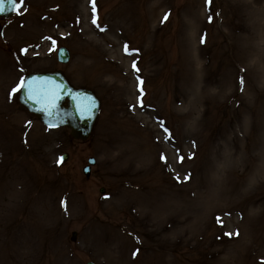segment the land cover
Segmentation results:
<instances>
[{"label":"rangeland","instance_id":"1","mask_svg":"<svg viewBox=\"0 0 264 264\" xmlns=\"http://www.w3.org/2000/svg\"><path fill=\"white\" fill-rule=\"evenodd\" d=\"M18 10L0 19V264H264V0ZM56 70L100 101L86 142L17 103Z\"/></svg>","mask_w":264,"mask_h":264},{"label":"water","instance_id":"2","mask_svg":"<svg viewBox=\"0 0 264 264\" xmlns=\"http://www.w3.org/2000/svg\"><path fill=\"white\" fill-rule=\"evenodd\" d=\"M14 13L15 11L6 12L0 15V18L9 19ZM57 56L62 64L69 61V51L65 48H60ZM29 84L34 89H45L54 93L55 106H52L49 99L41 98L36 92L29 91ZM18 100V103L36 116L47 128L55 130L67 127L70 137L82 142L89 138L99 108V102L91 91L73 88L60 71L27 75L24 79V86L20 89ZM81 108L87 109L84 115H81ZM66 158L65 155L63 159ZM93 160L92 158L87 160L88 166L82 171L87 178L90 174V166L95 163ZM99 191L103 193V189ZM71 234V241H75L76 234Z\"/></svg>","mask_w":264,"mask_h":264},{"label":"snow or ice","instance_id":"3","mask_svg":"<svg viewBox=\"0 0 264 264\" xmlns=\"http://www.w3.org/2000/svg\"><path fill=\"white\" fill-rule=\"evenodd\" d=\"M206 5H210L211 0H205ZM23 0H0V15L5 14L10 11H17L20 6H22ZM95 23V20L93 21ZM26 51V49L24 50ZM243 83V81H241ZM24 86V81H21L18 87L22 88ZM29 91L36 92V94L41 98H47L52 102V106L54 107V93H51L49 90L45 89H34L31 84L28 85ZM13 91H16L14 89ZM87 112L86 108H81V115H84Z\"/></svg>","mask_w":264,"mask_h":264},{"label":"bare ground","instance_id":"4","mask_svg":"<svg viewBox=\"0 0 264 264\" xmlns=\"http://www.w3.org/2000/svg\"><path fill=\"white\" fill-rule=\"evenodd\" d=\"M192 94H195L196 95V88L194 87H192Z\"/></svg>","mask_w":264,"mask_h":264}]
</instances>
